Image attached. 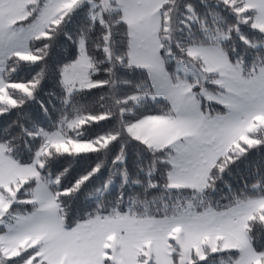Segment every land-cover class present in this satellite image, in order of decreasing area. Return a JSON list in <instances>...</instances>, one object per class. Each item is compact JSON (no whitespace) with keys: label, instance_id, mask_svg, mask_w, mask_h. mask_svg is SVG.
I'll list each match as a JSON object with an SVG mask.
<instances>
[{"label":"trees","instance_id":"1","mask_svg":"<svg viewBox=\"0 0 264 264\" xmlns=\"http://www.w3.org/2000/svg\"><path fill=\"white\" fill-rule=\"evenodd\" d=\"M111 5H117L116 0H111ZM165 6L171 11L161 16L160 23L170 25V30L159 29V34L164 37L165 43L169 37L172 40L173 54L166 57L167 71L172 80L184 77L177 71V65L180 61L191 60L186 55L190 44L210 42L213 45L217 43V36L220 34H223L224 38H218V43L224 52L232 57L231 62L235 63L243 59L246 71H251L253 64L264 63V33L252 27L251 19L247 20L248 26H245L244 19L252 17L255 11L247 10L244 1L229 0V3L225 4L224 0H165L161 6V12L164 11ZM188 7L193 9L195 15L187 12ZM91 9V4L85 1L82 7H75L59 27L51 25L50 28L55 27L50 41L54 45L53 63H63L70 59L76 42L81 35H84L87 39L88 53L100 70L98 75L104 77L107 75L104 69L109 65L102 50L96 47L97 44L103 45V30L98 19L93 22L90 15ZM119 15H122L120 9L103 13L104 19L109 24H112ZM186 16H192V19L186 20ZM186 24L191 25V32ZM238 27L243 29V35L248 41L247 45L236 34ZM206 36L211 37V41L206 40ZM46 39L47 36L31 41L29 51L35 58L38 55L35 49L42 48L41 41ZM177 43L185 49V53H181L180 48L176 46ZM116 47L119 50V44ZM33 61L35 60H25L14 55L11 59H7L3 71V78L7 85L9 84L7 92L17 104L11 107L0 106L6 109V112L0 115V143L7 145V150L5 148L7 155L15 162L19 161L20 165L31 164L34 153L40 150L41 144L45 146L42 136L34 135L28 138L23 129L33 133L40 129L51 132L56 130L65 118L73 119L81 115L88 117L89 113L99 116L109 110L115 111L114 96L122 97L133 93L137 91V86L140 91L146 89L141 77L120 69L116 73L115 79L118 83L115 88L96 89L84 95H74L71 102L65 105V92L50 68H45V78L33 92L35 81H32V77L39 71L38 66L29 67ZM125 80L130 83H124ZM190 80L194 79L190 78ZM19 84L32 89L31 95L34 98L29 99L30 95L14 87ZM204 85H207L209 89H217L214 84L204 83ZM101 95H103L102 99ZM125 107L131 110L132 114L145 113L165 117L170 106L165 98L160 97L155 103L150 99H145L139 103L129 102ZM202 108L204 111L208 110L211 115H215L219 110V104L203 102ZM87 120L88 124L92 123L91 120ZM115 130L116 127L106 122L84 126L78 130L80 132L78 140L96 141V138L107 137L106 134L109 131ZM253 137H256L258 142H264L263 131H260V134H254ZM258 142L252 144L246 154L227 152L232 162L227 164L222 175L207 177L201 189L183 186L169 187V170L159 162L160 157L154 155V152L159 153L160 150L169 147L151 146L152 150H149L148 144L129 142L127 136H121L119 142L107 148H102L96 143L99 151L94 149L87 152L66 153L49 148L50 155L41 157L47 161L44 170L39 177L30 179L20 187L19 199L21 201L11 205L7 222H13L18 216L29 213L32 206H37L36 203L29 202L37 180L47 182L50 177L56 178L60 173H63L60 176V187L51 185L49 189L57 195L62 211L70 209L74 202L78 208L77 216L82 221L97 218V216L99 218L114 217L117 212L139 218H161L165 210L170 214L179 205L190 201L201 202V196L205 205L211 204L212 206L230 205L236 199L264 197V143ZM121 145L124 147V160L113 163L115 157L120 154ZM241 146L247 147L248 145L242 144ZM98 164L100 165L99 171L89 176V172ZM65 169L67 171H64ZM83 177L87 179L84 180ZM78 180L81 183L78 186L79 191L75 194V200L67 199L68 193H65L64 189L70 188ZM108 184L109 188H107ZM151 184L159 186L152 188ZM193 192L200 194L195 201L192 198ZM61 200H63L62 204ZM4 229L5 227L0 226V233ZM249 238L252 248L258 253H264V223L261 220L254 219L249 222ZM33 249L35 248L28 249L15 258L6 259L4 264L11 261L19 264L17 258ZM208 250L209 248H206L204 252ZM215 253L211 264H231L239 255L237 250ZM196 257L198 256L193 253L192 260L194 261ZM38 260V258L34 259V261ZM193 261L189 264H193ZM174 262H177V253L174 254ZM41 263L46 264L44 261Z\"/></svg>","mask_w":264,"mask_h":264},{"label":"snow or ice","instance_id":"2","mask_svg":"<svg viewBox=\"0 0 264 264\" xmlns=\"http://www.w3.org/2000/svg\"><path fill=\"white\" fill-rule=\"evenodd\" d=\"M83 3L84 0H77L76 6L82 7ZM88 3L93 8L98 7V5L92 3V0H88ZM224 3L228 4L229 0H224ZM141 6L135 3L134 0H126L125 3L119 5L122 15H119L112 24H109L102 15L107 5L94 15L91 14L90 10L93 22L98 19L103 30V45L97 44L96 47L98 50H102L109 65V67L104 69L107 73L104 77L98 75L100 70L96 67L93 57L88 53L87 39L84 35H81L80 39L76 42L70 59L63 63H53L54 45L50 41L52 40V34L55 32V27H59L63 17L56 19L49 17L50 24L55 27L48 29L47 39L41 41L43 47L35 49V52L38 54L36 60L29 64V67H39V71L32 77V81H35L33 92L45 78L46 67L54 71L59 84L63 88L65 92V105L71 102V98L74 95H84L96 89L115 88L118 83L115 79L116 73L118 70L124 69L129 74H134L143 79L146 85L145 91H140L139 86H137V91L133 93L122 97L114 96L116 110H109L101 113L99 116L89 113L88 119L91 120V124H88V120H85L83 117L65 118L61 123L66 122L69 129H79L84 126L99 124L100 122L110 123L111 126L116 127V130L109 131L106 134L109 143L102 144V148L114 146L119 142L121 136H127L129 142L147 145V140L141 141L140 137L134 133V129L141 127L150 120L161 117L145 113L132 114L131 110L125 106L129 102L139 103L145 99H150L155 103L158 102L161 96H164L170 106L165 118L173 126H184L187 129L183 133H178L185 137L183 144H176L170 148L162 149L159 153L154 152V155L160 157L159 162L168 168L169 176L179 174L189 164H195L202 157H208L209 154L212 155L215 163L211 166L210 170L204 172V175L208 178L217 174L222 175L226 170L227 164L231 163L232 160L227 155L226 150L223 156H220L215 154L214 149L225 139L230 138V134H234L239 129V125L243 122L241 117H252L256 112L264 113V63L260 65L253 64L252 70L247 72V76L241 77L240 72L245 71V61L243 59L236 61V77L239 80L240 86L232 95L225 96L222 101L218 102L219 110L215 115H205L202 108L203 101H201L200 107H192L190 106V98L184 96V91L188 87L186 83H171V76L167 71L166 57L173 54L172 40L169 37L165 43L164 37H161L159 34V29L168 31L170 30V25L160 23L157 26L150 16L143 23L139 22L129 14V9ZM143 7H148V5H143ZM170 11L171 9L165 6L164 11L160 15L163 16ZM187 12L195 15L191 7H188ZM190 19H192V16H186V20ZM250 19L252 18L249 17ZM36 20H39V17ZM36 20L32 21V23L36 24ZM45 26L47 27V24ZM245 26H248L247 21L245 22ZM186 27L191 32V25L186 24ZM114 29L116 30L114 31ZM24 31L25 29L23 28L19 31L7 28L0 29V63H3V58L11 59L14 55L19 56L20 48H28V41L35 33L30 32L27 35H21ZM41 31L43 32V29ZM236 34L245 45L248 44L243 35L242 28L238 27ZM36 38L39 39V37ZM205 39L211 41L212 38L206 36ZM117 44H119V50H117ZM176 46L180 48L181 53H185V49L179 43ZM252 47H255V45H252ZM217 50L222 51L218 38L215 46L210 42L208 44H196L195 42L190 44L186 55L193 57L199 54L204 58H209L214 56ZM224 57L227 61L231 62L232 57L228 56L227 53H224ZM180 70L177 69V71ZM32 81H29V83H32ZM123 82L130 83L127 80ZM200 87V85H196L193 91L199 93ZM229 91H232V89L229 88ZM28 98L33 99L34 96L30 95ZM102 98L103 95H101ZM173 113L175 114L174 116L172 115ZM114 121L116 122L115 124ZM23 131L28 138H32L34 135L45 137V143L59 138L58 132L50 135L43 129H40L38 133H33L27 129H23ZM96 143H100V138H96ZM4 146V143H0V150ZM237 147L240 148L241 154H246L252 145L242 147L238 144ZM99 150V148L95 149V151ZM149 150H152L151 146H149ZM123 151L124 147L121 145L120 154L115 157L113 163L116 161L123 162ZM49 155L48 149L44 147V144H41L40 150L34 153L31 164L24 166L21 170H25L26 168L27 170H31L33 175L39 177L47 162L41 157ZM16 164L19 165V161H16ZM36 165L39 166V170L34 168ZM99 168L100 165H96L88 175L91 176L93 172H98ZM64 171H67V169ZM62 175L63 173L58 174L54 181L58 188L60 187V176ZM82 179L86 180L87 177H83ZM51 182L53 181L49 180V183ZM80 183L81 181L78 180L70 188L64 189V192L68 193L67 199L75 200V194L79 191L78 186ZM150 186L156 188L159 185L151 184ZM39 187L38 185V190L34 193L36 199L40 198ZM198 195L200 194L196 192L192 193L193 201L197 199ZM19 196L20 193H17L18 198ZM260 202L264 203V198H261ZM62 203L63 200H61ZM255 203L256 201L252 199H236L230 205L212 206L211 204L205 205L202 202L201 196V202H188L187 204L179 205L170 214L165 210L161 214L162 220L158 224V229L160 231L167 229L177 232L183 231L187 234H216L217 239H223L232 231L240 229V225L245 222V216ZM49 207H55V205H50ZM77 212L78 208L73 202L70 209L63 210L64 219L61 222L54 214L43 211L41 207L32 206L28 215L18 220L20 227L16 229L15 235L21 236L33 230L48 228L50 230L49 240L45 241L43 248H35L18 257L19 264H26L29 257L34 256L36 253L47 251L49 245L52 243L60 245H74L78 243V238L83 231L87 230V225L99 221V216H97L96 221L92 219L82 221L77 216ZM116 215L119 216L120 213L117 212ZM86 216H90V214H86ZM260 216L264 217V213H261ZM104 219L107 220V217H104ZM0 226L8 227L4 220H0ZM8 231L11 232L12 229L8 228ZM243 236L246 237L247 233L244 232ZM237 247V245H233V249ZM59 250L68 253L71 249L69 247H61ZM224 250L231 251L232 249L226 248ZM254 251L255 249L250 244L247 246V251L243 247H240L239 255L236 256L233 264H249L248 255ZM214 254H216L214 250L209 249L207 252L196 257L193 264H211ZM261 255H264V253H261ZM104 256L108 264H112L111 257L107 252L104 253ZM8 264H16V261L8 262ZM65 264H77V262L69 258Z\"/></svg>","mask_w":264,"mask_h":264},{"label":"rangeland","instance_id":"3","mask_svg":"<svg viewBox=\"0 0 264 264\" xmlns=\"http://www.w3.org/2000/svg\"><path fill=\"white\" fill-rule=\"evenodd\" d=\"M98 1L99 0H92L93 4L98 5V7L95 8L91 5L92 15L101 11V8H104L105 5H107V8H104V12L120 9L119 5L124 3L123 0H116L117 5L112 6L111 0ZM242 1H244L247 10L255 11L254 15L251 17L252 27L254 25L253 28L264 33V15L249 0ZM76 5L77 0H0V29L7 28L19 31L23 28L25 31L21 33V35L34 32L35 35L31 36L28 41V48H20V55L18 57L25 60H36L29 51L31 41L37 39L36 37L41 38L47 36V29L51 27L49 17L53 19L63 17L64 20L73 12ZM37 17H39V20H36ZM34 20H36V24L32 23ZM247 20H249V17L244 19V21ZM46 24L47 27L45 26ZM41 29H43V32ZM217 37L223 39L224 35L220 34ZM215 45L216 44H213V46ZM220 48L222 49L221 45ZM224 53L222 49V51L217 50L215 55L209 58H204L197 54L196 56L190 57L191 60L178 62L177 69H181L178 72L179 74H183L184 77H180L177 80L171 79V82L173 84L183 82L188 85L185 90L191 95L190 97L187 96V98H190V105L191 97L197 104L196 106L199 107L201 106V101L206 104H219V101H222L225 96L232 95L236 87H238V85L234 84V81H230L231 74H233V76L236 75L237 70H235V63L227 61L224 57ZM3 59H5V63L0 67V72H2V74L0 73L1 79H4L2 76L7 62V58ZM247 72L246 69L245 71H241L240 76L246 77ZM190 78L194 80L191 81ZM204 83L214 84L217 86V89H209ZM196 85L201 86L199 93L193 91ZM14 87H17V89L24 94H32V89L28 88L26 85L19 84ZM229 88H231L232 91H229ZM16 104L15 99L8 94L7 88L1 89L0 106L11 107ZM5 112V108H0V115ZM203 112L205 115H211L208 110H203ZM77 117H83L85 120L88 119V117L83 115ZM79 129H69L66 122L63 124L60 122L56 130L51 132L45 131L50 135L58 132L59 138L48 141L45 143L44 147L48 149V152L49 148H54L59 152L66 153H80L96 149V141L78 140V135L80 133L78 131ZM261 129H264V120H260L258 123H255V121L250 124L248 123L244 128V131H246L245 135H242L240 138L242 141L234 144L226 151L239 154L241 152L240 148L237 147L238 144L241 146L242 144L252 145L257 143L258 139L252 136L254 134H260ZM134 133L140 136L139 132L134 131ZM43 138L46 141V138ZM108 142L109 140L107 137H102L100 143L97 144H108ZM4 148L7 150V145H5ZM34 168L39 170L38 165L34 166ZM55 179L56 178L50 177L49 180L53 181L51 183H49V180L47 182L37 180L32 190V198L29 199V202L36 203V207H41L43 211L47 213H49L48 211L50 210L56 218L63 222L64 217L60 202L57 199V195L52 193L49 189L51 185L57 187V184L54 182ZM28 181L29 180L24 181L15 185L14 188L0 192V220L6 221L8 226L7 228L5 227L4 232H1L4 233L5 236L0 240V244L2 243V247H0V264H4L6 259L21 255L22 252L28 249L43 248L45 241L49 240L50 230L48 228H46L48 230H45V232L41 234L33 231L27 232L21 236H15L14 233H16V229L20 227V224L16 222L19 217L16 218L14 222L16 225L15 227L11 226L13 224L7 222V216L9 217L11 205L21 201L17 197L20 187ZM38 185L40 186V198L36 199L34 193L37 192ZM169 187H174L171 182H169ZM107 188H109V184ZM261 198L264 197L252 198L256 203L245 216V222L240 225L238 231H232L223 239H217L216 234H187L183 231H171V229L160 231L158 229V224L162 220V217L139 218L127 213H122L119 216L116 215L107 218V220L103 218V221L99 220L98 222L87 225V230L80 234L78 243L74 245L50 244L47 251L36 253L34 256L29 257L26 264H42L41 262L43 261L46 264H65L66 260L69 258L76 261L77 264H108L104 256L105 252L110 255L112 264H189L193 261V253L200 256L204 253L206 248L212 249L214 252H222L226 251L224 250L226 248L239 251V248L243 247L247 251V246L249 244L251 245L249 238V222L254 219L264 221V217L260 216L261 213H264V203L260 202ZM50 205H55V207H48ZM92 220L96 221V218H92ZM8 228H11L12 231L9 232ZM244 232L247 233L246 237L243 236ZM13 235L14 239L11 240L12 247H9L5 243L7 239H4L5 237H13ZM233 245H237L238 247L233 249ZM61 247H69L71 250L65 253L59 250ZM176 253L177 262H174V254ZM36 258L39 260L34 261ZM248 261L249 264H264V255L254 251L248 255Z\"/></svg>","mask_w":264,"mask_h":264},{"label":"crops","instance_id":"4","mask_svg":"<svg viewBox=\"0 0 264 264\" xmlns=\"http://www.w3.org/2000/svg\"><path fill=\"white\" fill-rule=\"evenodd\" d=\"M123 1L124 3L126 2V0H123ZM249 1L254 6H256L258 10H260V12L264 15V0H249ZM134 2L142 6L134 8V9H129V14L131 16L136 18L141 23H143L144 20L150 16L153 18L157 26L160 24L161 6L164 0H134ZM143 5H148V7H143ZM4 63H5V59H3V63H0V67ZM0 73L2 74V72ZM230 81L231 82L234 81L235 85H238V87L240 86L239 80L237 79L236 75L233 76V74H231ZM7 86L8 85L5 82V80L1 79L0 77V94H1V89H5L7 88ZM238 87H236V89ZM185 91H184V96L190 97L191 95L187 91L186 92ZM161 97L164 98V96H161ZM196 105L197 104L191 97L190 106L199 107ZM174 115L175 114L173 113V116ZM263 118H264V113H261V112H256L255 115L252 117H248V118L241 117L243 122L239 125V129L234 134H230V138L225 139L222 143L218 145L216 149H214L215 154L222 156L225 150L232 147L234 144H237L238 142L240 143V141H242L240 140V138L242 137V135H245L246 131H244V128L248 125V123L250 124L254 121L255 123H258L260 120H264ZM186 130L187 129L184 126H173L171 123H169L168 119H166L165 117L150 120L147 123L143 124L141 127L134 129V131L139 132V135H140L139 137L143 141L147 140L148 145L155 147V148H162V147L170 148L171 146L176 145V144H183L185 137L182 134H178V133H183ZM261 131H263L264 133V129H261ZM214 163L215 161L214 159H212L211 154H209L208 157L206 158L202 157L199 162L195 164H189L187 168L184 169L179 174H174L172 176H169L170 182L173 184L174 187L183 186V187H189L193 189H201L204 186L206 179H207V176L204 175V172L207 170H210L211 166ZM24 166L26 165H20V164L17 165L16 162L7 155L5 148L0 150V192L10 189L12 188V186L18 183H22L32 178H37V176L32 174L31 170H27L26 168L25 170H21L22 168H24ZM48 212L51 213L50 210ZM27 215L28 213L18 216L19 218L17 217L18 219L16 222H18L20 218L26 217ZM107 218H111V217H107ZM15 220L16 219H14V221L11 222V224H13L11 226L13 227L16 226L14 224ZM99 220L103 221V218H99ZM45 230H48V229L44 228V229H38V230H33V231L37 233L39 232L41 234V233H44ZM14 235L13 237L12 236L5 237L4 239V240L7 239V242L5 243L9 247H12L11 240L14 239ZM0 236L3 238V236L5 235L4 233H0ZM0 247H2V243L0 244Z\"/></svg>","mask_w":264,"mask_h":264},{"label":"water","instance_id":"5","mask_svg":"<svg viewBox=\"0 0 264 264\" xmlns=\"http://www.w3.org/2000/svg\"><path fill=\"white\" fill-rule=\"evenodd\" d=\"M84 3H85V0H84ZM84 3H83V4H84Z\"/></svg>","mask_w":264,"mask_h":264}]
</instances>
